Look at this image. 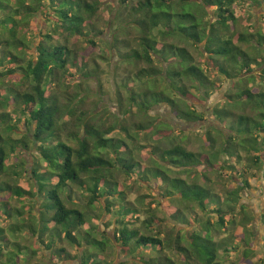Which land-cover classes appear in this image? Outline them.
Instances as JSON below:
<instances>
[{
    "label": "trees",
    "instance_id": "1",
    "mask_svg": "<svg viewBox=\"0 0 264 264\" xmlns=\"http://www.w3.org/2000/svg\"><path fill=\"white\" fill-rule=\"evenodd\" d=\"M246 2L259 6L264 4V0H120V5H122L120 9L126 13V20L112 17L109 24L116 28L111 31L112 40L104 44L108 50H115L119 58L118 64L123 63L127 69L131 68L126 70L125 76L120 78L115 88V95H118L115 104L120 114H114L112 124L106 126L100 120L95 121L94 109L90 111L91 113L80 109L81 105H85L86 97L90 94V92H84L83 84L97 77V70H95L96 67L90 69L87 62H80L77 50L69 42L75 37L95 46V39L97 37L101 39L106 34L94 23L101 3L99 1L90 3L87 0H0V14L2 13L0 16V68H3L0 76L20 74L23 80L16 83L14 88L5 87L6 94L0 93V107L5 109L12 101V113L16 116L12 123L11 114L0 113V178L7 173L5 162L8 152H16L21 145L27 148L28 141L36 147L40 161L44 162L43 172L39 168L32 169L34 192L22 189L16 183L0 179V196L10 193L18 198L32 199L34 209L36 208L34 212L27 211L26 215L19 209L14 215L9 209L4 210L3 214L8 219L3 220L8 224L4 227L0 226V257L8 254V262L18 264L16 256L18 251L16 250L26 248L32 255H36L37 249L43 246L50 251L52 257H59L58 255L65 251L57 245V241L61 238L70 245L79 247L77 255L67 254L66 258H69V260L65 259L67 262L76 261V264H83V255L90 247L91 240L97 244L95 246L102 249L101 252L104 251L105 243L102 240L107 234L100 232L98 227L90 223V218H86L81 205H84L87 211L89 208L90 210L99 208V212L113 216L110 222L114 226L113 245L119 250L118 253L121 252L122 256H125L117 264H128L130 261L128 256L131 259L142 261L140 264H150L152 261L148 262L143 255L149 249L153 253L157 252L159 256L164 253L165 249L171 250L174 254L182 253L184 256L183 261L171 260L170 262L169 259L163 258V264L166 262L191 264L188 262L189 253L183 252L187 249L183 241L185 236L189 243H192V236L196 234L194 237L199 242L205 238L206 241L214 244L215 233L225 230L228 226L234 229L238 227V224L250 223L252 220L250 215L247 216L243 206L237 211V204L239 191L243 189V186L248 185L247 175L251 168L262 164V177L264 178V133L258 134L257 132H264V125L258 122V116L264 118V102L252 105L248 115L240 117L239 123L245 129L240 127V132L237 133L243 134L242 139L233 130L232 109L215 108L214 117L221 123L227 120L228 127L226 125L225 127L230 131V134L225 135L223 131L213 126V130L223 140L215 158L221 161L220 167L214 166V158L209 154L206 156L205 163H196L197 155H201H196L180 146L163 148L159 156L155 152L156 149L150 151L151 147H147L148 157L155 164H152L150 169L146 165L140 171V166L137 167L134 181L148 183L151 180L160 179L163 196L168 197L169 201L177 207L175 214L171 216L174 224L180 222L189 225L183 210L191 207L193 211L192 207L195 205L202 212L213 213L215 216L214 220L195 219L200 229L197 228L190 235L187 236V233L181 232L186 229L177 231L175 226H170V232L165 234L160 229L155 231L153 229L154 226L156 227L155 221H160V219L157 218L154 210L150 211V208L152 202L159 204L158 200L145 203L148 206L145 210L142 209V204L140 208L134 206L126 199V191L120 187L116 176L119 172L132 178L134 159L140 161L142 145H145L141 141L138 142L139 130H146L143 129L141 119L155 118L149 115V111L166 104L172 114L173 111L176 113L173 114L174 119L179 122L196 123L203 120L202 113L197 111L187 99L191 96L201 101L206 100L214 84L203 67L193 60L192 50L197 49L204 58L206 70L213 69L217 71L219 77L230 80V88L235 79L245 81L244 85L250 88L247 89L249 96L264 98V91L256 94L254 89L248 85L263 77L261 75L259 77V74L264 73V34L259 30L256 31L257 33H249L246 29H236L238 17L235 15V6ZM209 7H213L211 12L208 10ZM39 11L47 18L49 29L41 35L40 41L35 45V54H33L30 51L34 47L30 46L24 34L21 33V29L25 22L28 25L27 20ZM211 16H214L215 20L212 21ZM248 36H256L252 44L247 39ZM243 43H250L252 49L248 48L250 45L244 49L241 46ZM206 54H208L207 60H205ZM255 65L261 67L258 74L254 73ZM72 67L80 76L79 83L75 85V92L58 95L53 93L50 89L54 87L61 86L63 89L69 87L66 80L62 79L65 75L61 74L68 73L69 68ZM130 81L136 82L137 85L129 86ZM27 82L30 86L29 90L17 88L19 83L24 85ZM98 83L99 92L102 95L109 94L110 91L103 92L102 80L99 78ZM84 88L87 89L86 85ZM192 89L197 94L191 93ZM48 90H50L49 94H47ZM122 91L126 93L125 97ZM62 97L63 103L60 102ZM149 98L152 99L151 102ZM134 107L139 115L133 116ZM77 109L80 115L75 114ZM68 113L72 120L65 119L67 115L69 116ZM22 116H25L26 124L35 125L31 133L33 141L30 137L19 140H13L10 137L15 131L16 122H20ZM138 118L141 119L138 120ZM155 119V124L169 125L170 129H173V126L161 117ZM132 127L133 130H131ZM67 130L70 131L65 133ZM113 132H116V135L111 137L110 134ZM65 134L66 138L63 136ZM162 134V138L171 139L172 137L169 129L164 130ZM207 137L211 146L216 148V137L210 136L209 133ZM67 140L75 142L77 147L67 143ZM243 140L249 143L246 147L247 152L245 151L250 162L245 166V172L248 174L245 172L241 174L239 170L235 171L234 165L229 163L232 159L238 163L241 161V152L244 150L238 144ZM231 144L234 146L229 150ZM237 146H239L238 150ZM7 147L8 150H6ZM121 155H124L125 159L129 158L130 162L126 161V164L121 165V161L124 160L121 159ZM201 164L206 170L222 171L227 167L231 171L228 179L230 181L240 180L243 183L241 182L242 185L237 186L236 189L226 192L225 202L221 201V195L216 194V198L212 201L219 199L221 204L209 203L206 206L207 200L205 199L209 197V193H215L214 190L209 191L205 185L200 184L196 179L197 175L189 180V176L193 174L188 173L191 170L195 171ZM168 165L185 172L186 178L171 177L169 172L172 170ZM151 170L154 172L148 173ZM13 172L18 177L23 175L21 172ZM251 175L254 176L252 172ZM73 187L80 194L78 199H75V191L72 193L70 189ZM41 192L45 193L44 198L40 197ZM1 203L4 207L7 206L0 198ZM42 204H47V215L52 212L48 219H41ZM127 204L129 207L132 206L130 207L132 214L128 216L133 221L140 220L139 214L145 215L141 220L143 229L130 226V221L126 219L129 208L124 209ZM211 205L213 208L210 210ZM115 211L122 212V215L117 217ZM143 211L145 214L142 213ZM262 211L259 220L264 232V209ZM124 212L127 214L124 215ZM238 214H241V219H235ZM32 216H38L37 221L42 225L45 223L43 230L39 227L35 230L25 229L27 227L25 225L31 224ZM73 217L75 219L69 220ZM18 219L23 223L14 230L13 222L16 223ZM60 226L62 230L58 229ZM38 230L39 234H37ZM20 232L27 233V238L32 239V242L27 240V244H21L16 237L22 234ZM76 233L80 234L82 239H77ZM8 234H11V237H8ZM246 246L248 248L244 249V258H247V250L251 249L248 243ZM199 248L201 245H198L195 250L196 259L193 257L195 264H202ZM96 255L98 259L105 261L101 253ZM148 259L151 260L152 257ZM203 262V264H224L221 260L216 261V256L208 257ZM155 263L160 264L156 260H153L151 264Z\"/></svg>",
    "mask_w": 264,
    "mask_h": 264
},
{
    "label": "rangeland",
    "instance_id": "2",
    "mask_svg": "<svg viewBox=\"0 0 264 264\" xmlns=\"http://www.w3.org/2000/svg\"><path fill=\"white\" fill-rule=\"evenodd\" d=\"M45 1V0H44ZM93 1H99L101 3L100 8L98 10V17L95 19L94 23L96 24L97 28L100 30H103L106 32L105 35L102 36L100 39L97 37L95 39L96 45L91 46L90 44L86 43L83 39L78 38H71L70 39V45L74 47L77 50V56L78 60L87 62L88 67L90 69H96L97 70V77L102 80V90L103 92H109L107 95H102V93L99 92V83L98 78L94 77L90 80H87L85 84H83V90L85 93L90 92L88 97H86L85 105H81L80 109L87 110L88 113L94 109L95 113V121L100 120L102 121L106 126L112 124L115 115L120 114L119 108L116 106V96L115 95V88L117 86V82H119L120 78H123L125 76L126 70L130 69L131 67H128V69L124 66L123 63H119V58L116 55L115 50H108L104 44V42H110L112 40V33L111 31L113 28L115 29L116 26H112L109 24V21L112 20V17H119L126 20V13H123V11L120 9L122 5H120V0H87V2H93ZM213 7H209L208 10L211 12ZM201 13V11H198V13ZM235 15L238 17V22L236 29H246L249 33L256 32L257 30L261 31L262 34H264V4L259 6L255 4H250L249 2L241 3L239 6H235ZM2 16V13L0 14ZM19 18V17H18ZM211 20H215L214 16H211ZM27 23L25 22V25H23L21 29V33L24 34L26 40H28L31 47H34L31 49L30 53L35 54V45L40 41L41 35L45 34L48 31V22L47 18H45L40 11L37 12L34 16L29 18L27 20ZM123 23V21H122ZM248 33V34H249ZM257 33V32H256ZM257 35V34H256ZM122 37V35H119ZM256 36L250 37L248 36L247 39L252 44L253 39ZM54 40H56L55 36L53 37ZM250 43H243L241 46L246 49L248 45H250L248 48L252 49V45ZM203 46L201 45V48ZM192 54L194 56L193 60L196 63H199L203 69L205 70L208 77L213 82V90L210 91V95L206 100H198L196 98H192L191 96L188 97L187 101H189L190 104H193L194 107L197 109V111L201 112L203 115V120L196 122V123H187V122H179L174 119V115L176 114L173 111V114L169 111L166 104H162L159 107L154 108V110L149 111V115L152 117H161L162 120H165L167 123H170L173 126V129L171 130L169 125L163 126L159 124H155L154 119H146V118H138V120L141 119L143 123V130H139V136H138V142H142L145 145L143 146V150L140 153L138 161L137 159H134V168L132 178L125 176L122 173L117 172V178L118 183L120 184V187L123 188L126 191V199L129 200L131 203H133L134 206L139 207L142 204V209L145 210L148 208V206L145 204L147 202H152L154 200H157L160 198V204L157 203H151L150 211L155 212L156 216L160 221H155L156 227L154 226L153 229L156 230H162V232L168 233L171 230L170 226H175L177 231L186 229V231H181L182 233L186 234L187 236L192 233V231L196 230L197 228L200 229V226H198L197 222H195V219H215V216L213 213H204L202 212L196 205L193 206V211L191 209L189 215H188V221L189 225L185 224L184 226L175 225L172 219H168L169 216H172L173 214H170V205L172 204L167 197L163 196L162 193V184L160 179L154 181L151 180L150 182H135V176L137 173V167L142 169L144 166H148V169L151 168L152 164H155L153 160L148 157V153L146 151L147 147H151L150 151H153V149H156L155 152L160 155V150L163 148L173 147V146H180L183 148H186L189 151L194 152L196 155L200 154L201 156L197 155L196 163H205L206 156L212 155L214 158L213 164L215 167H220L221 161H218L216 158V155L221 148V145L223 143V140L220 138L219 134L213 130V126L216 127V129L223 131V134L228 135L230 134V131L225 127L227 126L228 121L224 120L225 122L221 123L214 117V111L215 108H218L219 110H224L226 108L232 109V112L234 114V131L237 134V136L242 139L243 134H239L237 132H240V127L243 125H240L239 119L242 116H247L249 113V109H251L252 105H259L262 102H264V98L255 96L254 98L249 96L247 93V86L244 85L245 81H241L238 79H235L232 81V86L230 88V80H224L222 77H219L217 75V71L211 69L206 70L204 58L198 53L197 49L192 50ZM207 55H205V60H207ZM208 62H210L208 60ZM117 65L119 66L117 68ZM5 69V68H4ZM261 70V67L254 66V73H257ZM3 71V68H0V72ZM62 76L65 75L62 79L64 81L66 80V83L69 85L67 89H63V87L59 86V88H52L50 89L53 93L55 92L57 95L68 93L73 94L75 92V85L79 83L80 76H78L77 73H75V69L69 68L68 73L61 74ZM73 75V76H72ZM263 76L264 73L259 74V77ZM261 77L259 80H255L252 83L248 84L250 85L254 90V92L257 94L259 91H264V78ZM21 80L20 74H13L5 77L0 76V93L2 95L6 94L7 90L5 87L14 88L15 84L18 83ZM129 86H136L137 83L134 81H130ZM87 87L85 89L84 87ZM17 88L19 90H29L30 86L28 82L24 85L21 83L18 84ZM230 88V89H229ZM50 90H48L47 94H49ZM252 91V90H251ZM82 92V94L85 96V93ZM249 92V91H248ZM193 94H197L194 89H192ZM123 97L126 96V93L122 91ZM199 97V96H198ZM232 98V101H231ZM200 99V98H199ZM12 100V97H11ZM63 97L61 98L60 102L63 103ZM102 101V102H101ZM152 99L149 98V102H151ZM147 102V103H149ZM231 104H230V103ZM12 101L9 102V106L7 108L3 109L0 107V113L2 112H8L11 114L12 123H14L16 116L12 113L13 106L11 105ZM78 104V103H77ZM261 108V107H259ZM226 109V110H228ZM134 114L139 115L136 112V108H133ZM76 110V115H80L79 112ZM91 113V112H90ZM69 114V113H68ZM219 117V116H218ZM27 118V117H26ZM258 122L264 125V118L259 117ZM66 120L71 119L70 114L69 116L65 118ZM72 120V119H71ZM130 120V118H128ZM25 116H22L20 122H16V128L15 131L11 133L10 137L13 140H19V139H25L27 137H30V139L33 141V136L31 135L32 129L34 128L33 125L26 124ZM151 124V125H150ZM149 127V128H148ZM228 127V126H227ZM243 128V127H241ZM168 129L171 131V139L169 138H162V132L164 130L168 131ZM239 129V131H237ZM245 128H243L244 130ZM133 130V127L131 128ZM210 130V131H207ZM70 130L65 131V133H68ZM211 132V133H210ZM258 134H263L264 132L257 131ZM212 135V137H216V148L210 144V140L207 137V134ZM133 134V133H132ZM162 134V135H161ZM116 132H113L110 134L111 137L115 136ZM6 137V135H4ZM66 138V134L63 135ZM120 137V135L118 136ZM28 141V139H27ZM68 141V140H67ZM66 141V142H67ZM31 141H28V147L25 148L22 145L16 150V152L11 153L8 152V157L6 160V166H7V173L5 175H2L0 179L6 180L7 182L10 181L11 183H16V185L20 186L22 189L30 190L34 192V178L32 175V169L39 168L41 172L44 171V162L40 161L39 154L36 150V147H33L30 143ZM13 144L12 142H10ZM67 143L72 144L74 147H77V144L75 142L68 141ZM236 143V142H234ZM249 143H246L245 140L240 141L238 144L242 147L241 152V161L238 163L235 159L230 160L229 163L234 165L235 171L239 170L241 171V174L245 172V166L247 163H250L247 158L248 154L245 153L246 147H248ZM147 145V146H146ZM155 145V146H154ZM234 144L229 145V150L233 148ZM237 146V150L239 148ZM8 150V147L7 149ZM154 153V155H156ZM200 157V158H199ZM181 158V157H180ZM211 158V156L209 157ZM121 159H124L121 161V165L126 164L129 158L125 159L124 155H121ZM225 159V158H224ZM117 163V162H116ZM115 163V164H116ZM185 163H188V161H185ZM115 167V165H114ZM160 167V166H155ZM168 167L172 170L169 172L170 176H182L186 178L185 172L181 171L178 168H171L169 165ZM262 167L263 165L258 164L256 167L251 168V170L247 173L248 178V185L243 186V189L239 191V200H238V210L241 209V206L245 208V212L247 213V216L250 215V223L247 225L238 224V227L232 228L231 226H228V228H225V230H222L220 232H217L214 234L213 238L214 244L208 242L204 239H201L200 242L196 237H193L192 243H189L187 240V237L185 236V239L183 240L186 244V251H183L184 253H189V260L188 262L191 264H195V250L198 247V245H201V248H199L200 251V260L203 264L208 257L216 256V261L221 260L224 264H264V232H263V226L260 223L261 219L258 214L261 210L264 208V178L262 177ZM161 168V167H160ZM118 170V169H116ZM13 171L21 172L23 175L18 177ZM113 172V169H112ZM154 171L151 170L148 173H153ZM251 172L254 174V176L251 175ZM189 174H193L192 176H189V180L192 179V177L197 175V180L200 184L205 185L210 191V189L214 190L215 193H209V197L206 198V206L209 205V203L212 204H221L219 199L212 201L216 198V194L221 195L222 202L225 200L227 194L230 190L236 189L237 186L242 185V181L240 180H234L230 181L228 179L231 171L225 167L220 170H206L201 164L200 166H197L195 171H189ZM240 176V175H239ZM103 180V179H101ZM242 182V183H241ZM102 183V182H101ZM113 188H115L114 183H112ZM78 187V186H77ZM72 193L75 191V187L70 188ZM40 197L44 198L45 193L41 192ZM76 196L75 199H78L80 197V194L78 193V190L75 191ZM73 195V196H74ZM120 195V194H119ZM229 195V194H228ZM121 197V196H119ZM1 201H4L7 206L4 207L2 203L0 204V226L4 227L7 226L8 222H6L3 219H8L4 216L3 212L4 210H8L13 212V215L16 210H20L24 212L26 215V212L30 210L36 211V208L34 209L35 205L32 203V199H26V198H18L13 196L10 193H5L0 196ZM122 199V198H121ZM225 202V201H224ZM47 204H42L41 211H42V218L41 219H48L52 212H50L48 215ZM82 209L85 212L86 218H90V223L92 225L98 227V230L100 232L106 233L107 236H104L102 242L105 243V249L101 252L102 249H100L98 246H95L97 244L93 243L91 240L90 247L85 251L83 255V264H89L91 261V264H117L119 261L123 260L125 256H122L121 252L116 248H114L113 245V239H112V231H113V225L110 223L113 220V216H109V214L103 212H99V208L96 210H90L87 211V208L84 205H81ZM132 208V206H130ZM127 204L126 207H124L125 210L129 208L128 214L127 212H124L123 214L130 215L131 208ZM213 208V205L210 206V210ZM135 209V207H133ZM132 209V210H133ZM226 209V208H224ZM33 211V212H34ZM117 217L119 215H122V212L115 211ZM143 214L144 211L142 212ZM209 214V216H207ZM126 216V217H127ZM38 216L31 217V224H27L25 229H31L35 230L36 228H41L43 230L44 224L37 221ZM140 220H137V222L133 221L130 216H128L126 219L130 221V226L132 227H140V229H143L141 225V220L145 217V215H140ZM241 214H238L235 219H241ZM14 219V218H13ZM74 217L69 219L73 220ZM124 220V219H122ZM157 220V219H156ZM23 222L18 219V221L14 224V230L18 229L20 224ZM154 224V225H155ZM30 225V226H28ZM11 226V225H9ZM62 226L58 227L60 229ZM63 228H61L62 230ZM21 235L18 234L16 237H18V241L23 244H27V240H30V243L32 242V239L27 238L28 235L25 232H20ZM178 233V232H177ZM205 233V231H204ZM37 234H39V230L37 231ZM56 234V233H55ZM199 235V234H198ZM201 235V234H200ZM77 239H82V236L80 234L78 235L76 233ZM204 236V235H203ZM8 237H11V234H8ZM171 237V236H170ZM211 237V236H210ZM95 238V236H93ZM97 238L100 240L99 235H97ZM192 240V238H191ZM166 242H173L172 240H165ZM58 247H62L65 249L64 252H61L58 256L59 257H52L50 254V251L46 249L45 246L41 248H38L37 250L39 252V257L35 258V261L40 262L41 264H76V261L67 262L65 259L67 254L73 255L76 254L79 250L78 246H72L70 245L65 239L58 240ZM1 243V242H0ZM246 243H248L250 246V250L247 251V258H244V249H247ZM182 245V243H180ZM234 245V246H233ZM149 250H146L144 255V258L147 259L148 262L153 263V260H156V262H160V264H163V258L169 259L170 262L178 260L183 261L184 256L182 253L174 254L171 250L165 249L164 253H161L160 256L157 254V252H152ZM18 250H16L17 252ZM155 251V250H153ZM97 253H101L103 257L105 258V261H102L97 258ZM118 253V254H117ZM77 255V254H76ZM100 255V254H98ZM121 255V257H120ZM119 256V257H117ZM192 256V257H191ZM199 256V257H200ZM130 261H128V264H140L142 261L131 259L130 256H128ZM149 257H152V259H148ZM119 258L118 260H116ZM192 258V259H191ZM196 259V258H195ZM172 260V261H171ZM199 260V259H198ZM22 261V260H21ZM93 261V263H92ZM34 262V261H33ZM150 263V264H151ZM159 264V263H155ZM169 264V263H164Z\"/></svg>",
    "mask_w": 264,
    "mask_h": 264
},
{
    "label": "flooded vegetation",
    "instance_id": "3",
    "mask_svg": "<svg viewBox=\"0 0 264 264\" xmlns=\"http://www.w3.org/2000/svg\"><path fill=\"white\" fill-rule=\"evenodd\" d=\"M39 252L40 251H38L36 255H32V253L26 248L18 249V253L16 254L18 264H38V263L41 264L40 262L35 261V258L39 257ZM7 257L8 254L7 255L4 254L2 257H0V264H11L8 262Z\"/></svg>",
    "mask_w": 264,
    "mask_h": 264
},
{
    "label": "crops",
    "instance_id": "4",
    "mask_svg": "<svg viewBox=\"0 0 264 264\" xmlns=\"http://www.w3.org/2000/svg\"><path fill=\"white\" fill-rule=\"evenodd\" d=\"M168 198V197H167ZM222 198V197H221ZM158 200V203L160 204V198H158L157 199ZM168 200H169V198H168ZM170 214H175V212H176V210H177V207L175 206V204L172 206V205H170ZM191 207H186L185 208V210H183V214H184V217H186V218H188V215H189V213H190V211H191V209H190ZM264 209V208H263ZM262 210L260 211V213L258 214V216L261 218V214H262ZM168 219H172V217L171 216H169L168 217ZM186 223H180V222H178L176 225H178V228H180L179 226H184Z\"/></svg>",
    "mask_w": 264,
    "mask_h": 264
}]
</instances>
